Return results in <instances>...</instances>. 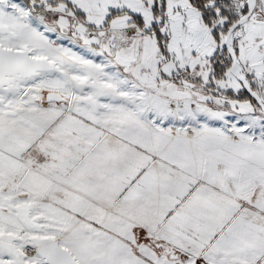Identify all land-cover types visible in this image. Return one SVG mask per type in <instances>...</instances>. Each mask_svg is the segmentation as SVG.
<instances>
[{
  "label": "snow or ice",
  "instance_id": "1",
  "mask_svg": "<svg viewBox=\"0 0 264 264\" xmlns=\"http://www.w3.org/2000/svg\"><path fill=\"white\" fill-rule=\"evenodd\" d=\"M0 264H264V0H0Z\"/></svg>",
  "mask_w": 264,
  "mask_h": 264
}]
</instances>
